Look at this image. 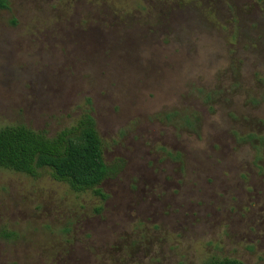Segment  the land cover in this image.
Returning <instances> with one entry per match:
<instances>
[{"label":"rangeland","instance_id":"374dc122","mask_svg":"<svg viewBox=\"0 0 264 264\" xmlns=\"http://www.w3.org/2000/svg\"><path fill=\"white\" fill-rule=\"evenodd\" d=\"M8 1L0 127L54 137L90 99L123 168L106 201L0 170V264H264V0Z\"/></svg>","mask_w":264,"mask_h":264},{"label":"trees","instance_id":"16d2710c","mask_svg":"<svg viewBox=\"0 0 264 264\" xmlns=\"http://www.w3.org/2000/svg\"><path fill=\"white\" fill-rule=\"evenodd\" d=\"M179 5L185 6L187 1ZM8 0H0V10H9ZM16 24V21L13 22ZM90 108L77 120L54 137L46 131H36L24 124L0 127V170L25 174L38 178L42 171H50L52 177L67 184L76 193H92L102 201L109 196L102 185L111 177H116L123 168V161L108 165L104 158V144L93 116L92 102L87 100ZM177 113L167 114L168 120ZM196 119V115H193ZM186 117L189 127L195 121ZM194 122H193V121ZM252 140L254 135L247 137ZM264 148V138H258ZM102 212V208L97 210ZM9 237V234H4ZM204 264H243L235 259L211 258Z\"/></svg>","mask_w":264,"mask_h":264}]
</instances>
